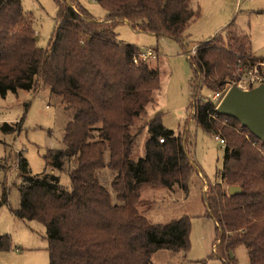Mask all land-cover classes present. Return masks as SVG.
<instances>
[{
  "label": "trees",
  "instance_id": "obj_1",
  "mask_svg": "<svg viewBox=\"0 0 264 264\" xmlns=\"http://www.w3.org/2000/svg\"><path fill=\"white\" fill-rule=\"evenodd\" d=\"M54 1L57 25L41 48L21 0H0V95L43 87L75 111L65 128V149L44 156L47 167L67 171L71 189L56 175H33L20 156V206L14 215L45 226L50 264H153L160 250L188 251L189 217L155 225L138 205L147 185L188 191L190 179L199 175L189 138L167 129L157 115L147 124L145 157L133 161L140 134L136 122L155 103L161 75L149 61L134 63L140 49L119 42L115 26L126 22L183 43L198 11L190 0H95L107 11L101 21L77 0ZM189 60L197 79L192 120L225 142L219 180L205 193L209 216L219 227L215 253L224 264H235L234 251L244 247L250 264H264V143L198 96L203 86L219 91L240 63L264 58L254 54L250 34L230 23ZM4 129L15 131L10 125ZM106 169L115 174L111 186L117 203L102 184ZM232 186L242 192L230 196ZM12 247L9 235L0 236V253Z\"/></svg>",
  "mask_w": 264,
  "mask_h": 264
},
{
  "label": "rangeland",
  "instance_id": "obj_2",
  "mask_svg": "<svg viewBox=\"0 0 264 264\" xmlns=\"http://www.w3.org/2000/svg\"><path fill=\"white\" fill-rule=\"evenodd\" d=\"M77 1L94 18L105 20L107 11L95 0ZM21 3L24 12L32 16L37 45L47 47L57 25L58 6L54 0H21ZM190 5L199 14L188 28V38L183 43L133 29L126 22L115 26L119 42L136 46L141 52L155 51L156 56L147 61L150 68L161 75L155 103L148 106L146 114L136 122L140 134L134 146L133 161L145 157L149 139L147 124L159 115L167 129L188 135V150L199 169V175L190 179L188 191L179 186L168 190L149 185L141 191L138 209L152 224L166 225L184 217L191 221L188 251L160 250L153 256V264H224L217 257L214 246L219 227L209 216L205 201L208 186L219 180L224 146L215 135L204 131L192 120L197 79L188 53L222 34L225 27L233 23L236 31L250 34L255 54L264 56V0H190ZM224 88L225 85L220 90ZM213 93L203 86L198 96L211 101ZM74 114V110L67 109L61 98L47 88L0 95V236L9 235L13 243L11 250L0 253V264H50L45 226L38 221L21 220L13 213L20 206L22 174L19 158L22 156L27 160L33 175H56L70 190L67 171L47 167L44 156L50 151L65 149V128ZM5 125L14 127L15 131H5ZM261 153L264 156V149ZM103 172L108 173L105 174L108 180L102 184L117 203L111 186L115 174L107 169ZM233 255L235 264H250L246 248L238 247Z\"/></svg>",
  "mask_w": 264,
  "mask_h": 264
},
{
  "label": "water",
  "instance_id": "obj_3",
  "mask_svg": "<svg viewBox=\"0 0 264 264\" xmlns=\"http://www.w3.org/2000/svg\"><path fill=\"white\" fill-rule=\"evenodd\" d=\"M35 40L37 41L38 37ZM217 110L223 116L238 120L264 143V84L249 92L233 87ZM241 192L240 187L232 186L228 193L233 196Z\"/></svg>",
  "mask_w": 264,
  "mask_h": 264
},
{
  "label": "built area",
  "instance_id": "obj_4",
  "mask_svg": "<svg viewBox=\"0 0 264 264\" xmlns=\"http://www.w3.org/2000/svg\"><path fill=\"white\" fill-rule=\"evenodd\" d=\"M196 54V49L188 53V57ZM156 53L154 50H148L146 53L141 52L140 55L135 57L134 63L139 64L140 61H147L150 58H154ZM264 84V60L251 63L247 62L246 64L240 63L232 77L225 84V88L219 91H216L212 94L211 101L217 104L216 109L222 103L228 92L233 88L237 87L244 92H249L254 89L259 88ZM219 139L220 143L224 146L225 142L223 139ZM162 142V141H161Z\"/></svg>",
  "mask_w": 264,
  "mask_h": 264
},
{
  "label": "crops",
  "instance_id": "obj_5",
  "mask_svg": "<svg viewBox=\"0 0 264 264\" xmlns=\"http://www.w3.org/2000/svg\"><path fill=\"white\" fill-rule=\"evenodd\" d=\"M253 48V47H252ZM253 52H254V50H253ZM254 54H255V52H254ZM256 56H258L257 54H255ZM258 57H262V58H264V56H258Z\"/></svg>",
  "mask_w": 264,
  "mask_h": 264
}]
</instances>
